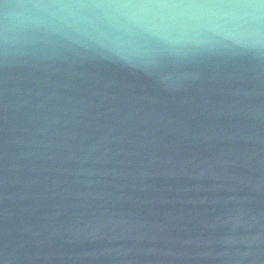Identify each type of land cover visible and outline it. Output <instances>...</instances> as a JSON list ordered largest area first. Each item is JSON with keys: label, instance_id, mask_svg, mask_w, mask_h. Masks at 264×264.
<instances>
[{"label": "water", "instance_id": "water-1", "mask_svg": "<svg viewBox=\"0 0 264 264\" xmlns=\"http://www.w3.org/2000/svg\"><path fill=\"white\" fill-rule=\"evenodd\" d=\"M58 2L0 0V264H264V22Z\"/></svg>", "mask_w": 264, "mask_h": 264}, {"label": "clouds", "instance_id": "clouds-1", "mask_svg": "<svg viewBox=\"0 0 264 264\" xmlns=\"http://www.w3.org/2000/svg\"><path fill=\"white\" fill-rule=\"evenodd\" d=\"M40 7L67 16L130 20L164 29L222 19L264 22V0H64Z\"/></svg>", "mask_w": 264, "mask_h": 264}]
</instances>
